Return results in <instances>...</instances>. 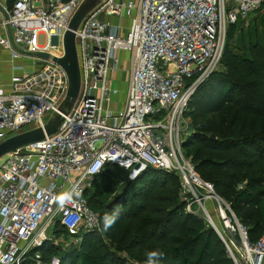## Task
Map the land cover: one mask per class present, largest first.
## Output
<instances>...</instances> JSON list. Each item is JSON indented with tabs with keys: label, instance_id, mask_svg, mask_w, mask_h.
Instances as JSON below:
<instances>
[{
	"label": "built area",
	"instance_id": "obj_1",
	"mask_svg": "<svg viewBox=\"0 0 264 264\" xmlns=\"http://www.w3.org/2000/svg\"><path fill=\"white\" fill-rule=\"evenodd\" d=\"M89 1L16 0L0 20V47L10 59L41 65L28 77L13 76L7 92L0 89V143L44 128L55 115L62 119L54 135L0 160V264L30 258L60 264L55 256L43 263L37 251L52 243L46 230L54 223L79 236L76 245L82 233H100L85 192L108 165L136 179L147 169L175 174L186 211L208 222L205 202L224 205L183 155L191 133L187 105L219 70L228 30L262 11L264 0H100L75 32L80 89L64 115L68 78L53 59L63 57L71 19ZM120 71L128 72L125 91L118 89ZM237 231L243 242L237 257L220 235L228 257L264 264V235L250 245L245 229Z\"/></svg>",
	"mask_w": 264,
	"mask_h": 264
},
{
	"label": "trees",
	"instance_id": "obj_2",
	"mask_svg": "<svg viewBox=\"0 0 264 264\" xmlns=\"http://www.w3.org/2000/svg\"><path fill=\"white\" fill-rule=\"evenodd\" d=\"M6 1L9 9L16 2ZM243 25L246 22L228 30L219 70L187 105L191 133L182 151L253 245L264 235V30L257 23ZM237 26L244 29L236 30ZM105 171L118 173L122 188L115 202L100 206L107 186ZM103 172L85 192L89 209L99 216L101 232L82 233L79 244L60 251L46 243L37 250L44 262L55 256L60 264H146L147 253L155 250L163 254L160 264H234L207 221L186 211L175 174L147 169L131 181L127 172L112 165ZM117 205L122 207L121 217L105 232L102 218ZM56 225L54 234L67 233Z\"/></svg>",
	"mask_w": 264,
	"mask_h": 264
},
{
	"label": "water",
	"instance_id": "obj_3",
	"mask_svg": "<svg viewBox=\"0 0 264 264\" xmlns=\"http://www.w3.org/2000/svg\"><path fill=\"white\" fill-rule=\"evenodd\" d=\"M100 2V0H91L87 2L84 6H82L73 16L71 22L68 27V31L66 32L62 45H63V57L61 59H53V62L60 66L66 73L68 78V92L64 103L60 108L61 114H68L72 109L78 93L80 89V74H79V66L77 59V51H76V41H75V32L77 31L80 23L85 18V16ZM54 45H57V41L54 40ZM41 59L46 60L47 55L38 56ZM62 123V119L59 115L53 116L48 123L44 126V128H39L35 130H30L27 132H23L19 135L13 136L4 142L0 143V160L6 155L15 152L18 149L24 148L26 146L32 145L34 143H38L43 141L46 137H50L54 135L58 128ZM214 140L213 137H211ZM131 181L136 180V175L132 172L130 173ZM226 210H228L234 225L238 229L240 227L236 218L232 214L231 210L228 206L224 204ZM208 224L212 227V229L216 232V234L220 238V234L217 231L216 227L212 222H208Z\"/></svg>",
	"mask_w": 264,
	"mask_h": 264
},
{
	"label": "rangeland",
	"instance_id": "obj_4",
	"mask_svg": "<svg viewBox=\"0 0 264 264\" xmlns=\"http://www.w3.org/2000/svg\"><path fill=\"white\" fill-rule=\"evenodd\" d=\"M260 12L261 11L255 12L250 17L251 19L246 22L247 25H243V27L244 28L252 27L254 23H257L260 31L264 30V12L261 13L260 15H258V13H260ZM256 15H258V17H256ZM255 17H256V20L251 21ZM112 22H114V18H112ZM115 22H117V20H115ZM122 24L123 25L126 24V21L124 19L122 20ZM243 27L237 26L236 30L238 28L244 29ZM226 41H227V37H226ZM233 43H234V41L232 43H229V46L233 45ZM226 45H227V42L225 44V48H226ZM56 53H57V56H60L62 52H61V50L60 51L58 50ZM121 56L123 57V62H122L121 66L124 68L125 71H127L128 65L125 64V62H126L125 57L126 56L125 55L124 56L121 55ZM118 77H119V82H120V84H118V89L119 90L122 89L124 91L126 89L127 83H128V72L120 71ZM122 99H123V96H120V98L117 99V101L120 100V102H121ZM114 102H116V100H114ZM161 119H162V117H157L156 120H154V121L158 122ZM184 150H186V149L184 148ZM103 174L107 175V179H106L107 180V186L104 188L103 193L101 194L100 206L111 204L112 201L115 202V200H116L115 198L118 197V195L120 194V189L122 188V184H121L122 180L120 178V175H118V173L108 174L107 171H105V172H103ZM127 178H128L127 180H131L129 173L127 174ZM88 185H90V183ZM223 206L224 205H221V209H220L219 206L217 205V203H215L214 201H206L205 202V208L207 210V213L211 217L213 225L216 227L219 234L225 239L226 243L229 245L232 254L235 255L236 257L238 256V254L241 256L243 254L242 249H241L243 247L242 238L239 235L238 231L232 226L231 222L233 220H232V218H230L231 216L228 217L229 212ZM221 210H223V211H221ZM198 214H199L198 215L199 217L204 218L203 217L204 215L202 216L201 213H198ZM223 220H226V222H227L226 225H225ZM207 223H208V221H207ZM56 224H58V223H54L49 229L46 230V236H47V238L52 240L51 244H52L53 248L60 251V250H62V248L64 250V249L69 248L70 246H76V244H73V242H75L74 240H76V237H79V236H77V235L73 236V235L68 234V233H66L65 235L62 233L54 234V232L56 231V227L58 226ZM46 249H48V248H46ZM53 257H51V258H53ZM29 260L31 261V264H35V262H34V260H32V258H30ZM43 263H46V262L43 261Z\"/></svg>",
	"mask_w": 264,
	"mask_h": 264
},
{
	"label": "crops",
	"instance_id": "obj_5",
	"mask_svg": "<svg viewBox=\"0 0 264 264\" xmlns=\"http://www.w3.org/2000/svg\"><path fill=\"white\" fill-rule=\"evenodd\" d=\"M118 1L125 2L127 0H118ZM9 10L10 9L8 7L7 1L0 0V20L2 18H5L6 12ZM124 20L126 21L125 25H127L128 21L126 19ZM110 21L112 22V18L110 19ZM40 67L41 65L39 63H33V61L30 60L29 58H20L18 60L12 61L10 59V55L8 51L0 47V89L7 92L11 78L13 76L28 77L33 73H36L40 69ZM122 96L124 98V95ZM119 98L120 96L118 97V99Z\"/></svg>",
	"mask_w": 264,
	"mask_h": 264
},
{
	"label": "clouds",
	"instance_id": "obj_6",
	"mask_svg": "<svg viewBox=\"0 0 264 264\" xmlns=\"http://www.w3.org/2000/svg\"><path fill=\"white\" fill-rule=\"evenodd\" d=\"M122 214V207L120 205L114 206L110 211L105 212L102 218V227L105 232L111 229L120 219ZM163 254L158 251H150L147 253L146 264H160ZM52 264H59L58 260H53Z\"/></svg>",
	"mask_w": 264,
	"mask_h": 264
},
{
	"label": "bare ground",
	"instance_id": "obj_7",
	"mask_svg": "<svg viewBox=\"0 0 264 264\" xmlns=\"http://www.w3.org/2000/svg\"><path fill=\"white\" fill-rule=\"evenodd\" d=\"M58 50L60 51L61 50V48H58ZM57 55V54H56Z\"/></svg>",
	"mask_w": 264,
	"mask_h": 264
},
{
	"label": "snow or ice",
	"instance_id": "obj_8",
	"mask_svg": "<svg viewBox=\"0 0 264 264\" xmlns=\"http://www.w3.org/2000/svg\"><path fill=\"white\" fill-rule=\"evenodd\" d=\"M61 199H63V198H61Z\"/></svg>",
	"mask_w": 264,
	"mask_h": 264
}]
</instances>
